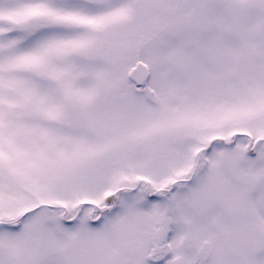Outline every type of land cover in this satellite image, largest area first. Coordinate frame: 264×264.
Returning <instances> with one entry per match:
<instances>
[{
    "label": "snow or ice",
    "instance_id": "1",
    "mask_svg": "<svg viewBox=\"0 0 264 264\" xmlns=\"http://www.w3.org/2000/svg\"><path fill=\"white\" fill-rule=\"evenodd\" d=\"M0 264H264V0H0Z\"/></svg>",
    "mask_w": 264,
    "mask_h": 264
}]
</instances>
